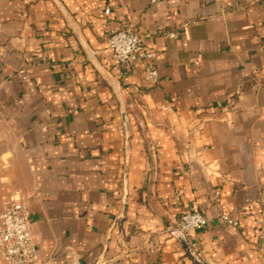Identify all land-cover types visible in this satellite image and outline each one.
<instances>
[{"label":"crops","instance_id":"1","mask_svg":"<svg viewBox=\"0 0 264 264\" xmlns=\"http://www.w3.org/2000/svg\"><path fill=\"white\" fill-rule=\"evenodd\" d=\"M126 26L157 84L108 49ZM10 197L35 264H264V0H0Z\"/></svg>","mask_w":264,"mask_h":264},{"label":"built area","instance_id":"2","mask_svg":"<svg viewBox=\"0 0 264 264\" xmlns=\"http://www.w3.org/2000/svg\"><path fill=\"white\" fill-rule=\"evenodd\" d=\"M170 36L175 37V34ZM107 44L118 64L142 62L145 66V81L151 84L158 83L155 51L145 44L143 36L135 29L128 26L109 29ZM222 218L233 226L239 224L227 215H223ZM207 222L208 219L202 212L187 211L181 216L176 229L185 236H190L193 232L202 231ZM0 255L4 264H35L38 259L32 223L24 202L17 197L5 200L0 218Z\"/></svg>","mask_w":264,"mask_h":264}]
</instances>
